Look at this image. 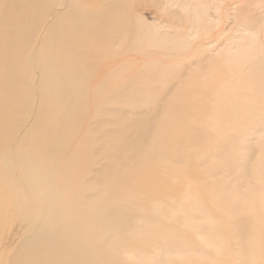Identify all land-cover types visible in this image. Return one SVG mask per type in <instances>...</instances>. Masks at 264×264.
Segmentation results:
<instances>
[{
	"label": "rangeland",
	"instance_id": "374dc122",
	"mask_svg": "<svg viewBox=\"0 0 264 264\" xmlns=\"http://www.w3.org/2000/svg\"><path fill=\"white\" fill-rule=\"evenodd\" d=\"M56 1L40 0L25 44L17 46L27 47L15 92L21 114L10 117L12 109L5 107L0 123V264H13L34 231L28 205L39 218V182L53 191L51 208L58 213L51 229L62 241L81 245V254L86 248L95 255L94 264H251L240 260L236 231L246 223L259 233L253 236L258 264H264V73L254 74L241 61L251 51L253 63L264 62V0H62L53 8ZM103 10L109 18L98 26ZM48 50L61 66L53 76ZM73 55L77 76L63 75ZM62 76L76 84L65 94L73 99L70 108L55 84ZM68 109L82 112L81 120L67 116ZM137 122L152 126L140 154L129 150L123 133ZM65 131L61 141L71 137L58 157L40 163L37 151L46 136L59 141ZM108 164L113 170L99 194L111 208L107 226L99 229L89 222L86 204L94 192L86 187L106 175ZM148 169L168 181L172 193L147 205L140 197L133 201L137 209L125 202L124 186ZM21 172L27 178L23 192L15 182ZM156 208L173 215L157 220L170 231L169 245L157 250L149 244L141 252L121 246L150 233L156 237Z\"/></svg>",
	"mask_w": 264,
	"mask_h": 264
},
{
	"label": "bare ground",
	"instance_id": "6f19581e",
	"mask_svg": "<svg viewBox=\"0 0 264 264\" xmlns=\"http://www.w3.org/2000/svg\"><path fill=\"white\" fill-rule=\"evenodd\" d=\"M39 2L40 0H0V123H3L2 118H4L5 107H7L8 109H12L9 112L10 117L16 116L17 114H21L20 109L16 108V106H18L19 104V99L17 101L15 92L16 91L18 92L21 87L22 77H20L21 76L20 61L23 59L27 47L17 48V46H20L21 44H25L26 35L29 32L30 27L33 25ZM62 3H63L62 0H60L59 2L56 1L53 5V8L58 7ZM66 3H69V1H67ZM70 8L76 11V9L73 8L72 6H70ZM48 9L49 7L46 4V6L44 7V13H46ZM105 13L106 11L104 10L99 11V13H97L95 18L96 25L98 24V26H102L106 23L107 19L109 18V15ZM39 21H40V17H39ZM257 25L258 24L256 22V25H252V27L255 28L257 27ZM250 52L251 51L244 52L247 54L241 57V61L247 67H250L248 70L252 71L254 74L258 75L260 72L263 74L264 62L261 61L260 63H253L251 58L254 56V54ZM261 53L262 51L259 53L258 56H260ZM262 54H264V51ZM57 55H58L57 53L50 52L48 50V55L45 61L48 65V70H49L48 74L50 76H53V73L57 70V66L59 70H61V66L58 65ZM66 62L67 64L62 68L63 75L65 73H68V71H73V72L77 71L75 57L74 59L73 58L66 59ZM76 76L77 74L74 72V77ZM79 76L81 77V74H79ZM61 79L58 78L57 83L55 84L56 85L60 84V91L61 93H64L63 103L65 105L68 102V108H70L74 104L73 99L67 97L66 100L65 94L66 95L70 94V89L74 88V85L76 84L75 83L73 84L71 80L69 81L65 80L63 76ZM18 81L20 85H18ZM261 83L262 84L260 85L259 88L260 90H264V79ZM254 92L258 93L257 91ZM65 113L67 116L73 115L74 119L77 122L79 121L78 119H80L82 116V112L73 109H68L66 110ZM75 120L70 122V126L67 127L68 131L69 132L71 131V135L73 134V130L75 129V125L77 124ZM137 123L138 126L134 131H131L130 133L128 132H123V133L129 136L127 138H124L127 141V147L129 148V150L131 149L141 150L138 152L140 154L141 152H144L143 148L146 142L149 140V138H151L150 131L152 130V126L142 125L141 122H137ZM42 135H45L44 132H42ZM67 135L68 133L67 131H65L64 136L62 135L58 138L59 141H55L53 137L46 136V139L41 144V148H39V152L37 151V159L40 161V163L42 164L43 162L50 163L49 161L50 158L54 159L55 157H58L62 146L65 144V140L71 137L70 135V137L61 141V139ZM152 137H153V132H152ZM28 139L31 143H33L32 136H29ZM124 142H122V144ZM16 150L21 152L24 150V147L22 145H18ZM155 152L159 153L158 149H156ZM47 154L49 155V157L47 156ZM38 156H40V158H38ZM6 158L10 159L9 157ZM14 159L16 160L15 156ZM161 167H163V164L161 165ZM40 168L41 167H38L36 169L35 177L36 175L40 176ZM106 168H108V171L106 175H104L101 178V180H97V183L93 186L88 185L86 187V189L94 192V194L90 192V197L86 204L87 209L90 211L89 222H91V225L94 224L98 225L99 229L103 227L105 228L107 226L109 220L105 212L109 213L108 210L111 208V203L103 202L105 200V197L99 194L100 191L103 195L105 194V187H104L105 181H107V179L109 178L108 172L109 170L110 171L113 170V165L108 164L106 165ZM26 179L27 178L25 177L24 172H21L20 175L15 178V182L20 183L19 186L22 187L21 188L22 192L24 190H27L26 187H24V184L26 183L25 182ZM169 185L170 184H168V181L165 180L162 181L158 179V175L156 171H150L149 169L145 170L137 175L136 183L125 184L124 188H125V193L127 194L126 196L127 198L125 202L131 203L133 207H136L138 209L139 207H137L133 203L134 200H137L138 198L145 196L146 205L149 203H153L156 201V199L169 196V194L172 193L171 189L168 187ZM39 187L42 188L39 191V195L42 194L44 196L43 199L44 203L40 208L41 216L39 218L32 216L35 207L32 205L33 203L29 205L27 204L29 209L31 210V211L29 210V215L30 217L33 218L32 223L34 225V231L26 240L23 241L24 247L16 251V256L13 258L12 263L13 264H63L65 262V264H70V262H72L73 264L74 263L94 264L96 260L95 255L90 256L91 252H89L86 248L84 249V255L81 254V245L76 244L73 246V244H71L70 242L65 241L67 239L62 241L59 238L58 233H56L57 230L53 231L51 229V224L57 217V213H58L56 207L51 208V202H52L51 196L53 195V191L48 189L44 185L41 186L40 182H39ZM156 191H161L158 197L157 194L155 193ZM162 193L164 195L161 197ZM22 201L25 203V200ZM108 201L111 202V199L110 200L108 199ZM97 203L99 204V206L97 205ZM134 216L135 214L131 212L129 219L127 221V227L129 225L131 226L133 225L132 221L134 218L132 217ZM151 216L153 217L151 219L155 221L154 227L152 228L156 229V237H153L152 233H150V237H146L143 240H136L131 243L121 242L120 245L123 246L125 249L126 247H130L135 252H141L143 249L146 248L145 246L149 244L153 245V247H156L155 249L157 250L159 249L158 244H162V248H166L165 246L169 245L167 240V235L170 234V231L163 229L160 223L157 222V220L159 219V216L160 218H162L165 216L172 217L173 215L172 214L169 215V212L168 213L164 212L163 209L156 208L151 213ZM30 217L28 216V213L24 214L21 222L25 223L27 219ZM189 220H190L189 217L184 218L185 223H189ZM111 225H112V221H111ZM21 228L23 227L21 226ZM133 229L134 228H131L128 231L130 233H135L134 232L135 230ZM236 231L238 233L237 236L241 241L240 260H242V262L244 263L251 262V264H258L260 259L259 257H261L258 251L259 241L254 236L255 234H257L258 237L259 233L252 230L251 228H248L247 223L246 225L244 224L238 225L236 227ZM121 246L119 248H121ZM69 247L72 248L71 253L63 254V250L66 251ZM82 248L84 247L82 246ZM135 263L138 264L133 260L132 263L131 261H124V264H135Z\"/></svg>",
	"mask_w": 264,
	"mask_h": 264
}]
</instances>
